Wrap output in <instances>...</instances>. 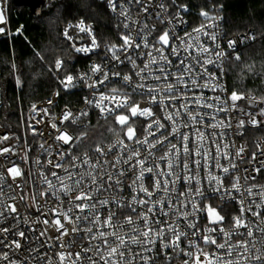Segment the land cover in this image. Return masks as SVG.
<instances>
[{"label":"snow or ice","instance_id":"obj_1","mask_svg":"<svg viewBox=\"0 0 264 264\" xmlns=\"http://www.w3.org/2000/svg\"><path fill=\"white\" fill-rule=\"evenodd\" d=\"M135 2L141 3V0H135ZM109 4L112 10L116 11V0H109ZM159 7L166 10L163 3ZM178 7L181 11L188 10L187 5ZM143 12L148 13L146 6L143 7ZM119 14L130 19L127 9ZM200 15L206 20H215V17L210 16L207 11H201ZM177 16L179 22L183 23L179 13ZM4 21V12L0 8V23ZM161 22H164L162 18ZM75 27L81 32H88L91 35L90 26L86 27L83 21ZM211 27H214L211 23L201 24L192 32H185L182 37L174 32L170 34L169 30H161L150 42L149 36L153 31H156V28L153 25L151 29L144 31L148 28V25L144 24L135 36L130 29L127 34L121 35L122 44H112L107 49L111 53L113 61L121 64L127 61L134 70L138 65L136 59L131 55V51L142 48L150 49L147 52H138L141 59L146 57V62L142 67H139L135 75L140 81L153 79L165 83L156 86L143 82L132 84L131 75H124L122 79L133 87V92L142 96L146 93L150 104L156 105L159 111L167 112L163 119L170 122V126L162 123L151 107L142 108L139 103L133 101L131 95H117V89H112V94L100 93L95 101L86 98V103L94 104L102 115L106 114V118L114 115L115 124L119 125L124 137L117 139L115 144H110L107 150L97 145L95 152L103 159L98 158L93 162L87 152L83 154V157L72 154V148L76 146V142L83 138L84 133L74 137L57 128L55 123L52 124V127L56 128L58 132L55 139L69 145L67 150L59 153L60 159L63 161L64 157L68 156L71 162L53 163L52 160L48 161L53 168L61 169L66 173L65 176H60L56 171L50 173L59 182V188L48 178V175L42 174V181L47 185V188L39 193L40 197H47L51 192L57 201L49 209L55 218L51 222L45 219L43 223L51 224L59 233L54 238L56 240H62L64 236L69 235L66 224H73L72 233L79 231L93 233L92 226L80 228L81 221L96 226L98 231L90 236V241L100 240L102 243L82 248V251L87 253L93 251L94 247L95 255L99 257V261L88 256L90 264H99L100 261L103 264H155V257L152 253L154 251L156 254L164 253L169 248L174 252H182L188 257L184 264H253V262L254 264H264V251L256 247L255 238L256 232L261 233L262 243H264V185H260L258 190H254L257 187L255 185L248 186L245 191L247 197L251 199H246L244 192L241 191L243 186L240 184V178L236 177L231 188H228L224 185L222 177L213 174L211 170L213 165L210 163V161H214L215 168L225 174L229 173L230 169L236 168L231 154L227 151L222 152L221 145L217 143L215 130L232 127L231 121L234 117L227 114L238 109V102L241 100H247L250 105L259 104L262 106L258 112H245L247 121L239 119L236 127L243 128L246 123L252 126L264 124V119L257 118H264V96L257 98L232 91L226 98L219 95L203 97L202 90L206 88L213 92H216L217 89L226 91L218 83L220 77L207 68L209 64L219 66L217 61H222L226 56L222 49L216 51L201 41V36H207L211 41H216V34L207 31ZM124 28L129 29V24L125 23ZM3 31L4 29L0 28V32ZM65 36L71 39L67 36V30ZM137 37L140 38V42H137ZM254 38L252 37V39ZM234 44L235 41H229V48H232ZM98 47L96 38L93 36L89 46L76 48V51L88 53ZM216 48H219L218 44ZM189 49L194 50L196 54L192 55ZM166 50L168 51L166 52ZM182 51L188 55L181 58ZM211 56H215L216 59H211ZM170 57L175 58V63ZM236 59H240L239 55L236 56ZM62 63L57 60L56 67L59 69ZM152 65L157 67L153 69ZM173 68L176 71H173ZM90 71L92 75L100 74L102 78L92 80V77L87 73L78 77L69 74L60 82L67 89L74 87L75 81L78 79L91 80V83L86 86L96 89L109 79L108 71L99 64L92 65ZM154 72H159V75H154ZM113 75L119 76L120 74L117 72ZM201 80H203V84L200 83ZM196 89H201L199 95L196 94ZM190 92L191 95H189ZM158 94L159 99L157 98ZM165 101H169V103L166 104ZM175 101H181V103L177 106ZM109 104L113 106L109 107ZM169 108L175 110L168 111ZM202 108L214 109V113L199 111ZM120 109L125 111H118ZM33 110H36L35 106H33ZM41 111L48 115L47 109ZM240 111L243 112V109ZM220 112H224L225 117L217 120L216 114ZM87 114V112L74 114L70 110H66L61 118V123L65 121L76 123L80 117ZM136 117L149 119V123L141 130L145 133L143 138L137 135V129L134 127ZM177 118L184 122L178 124ZM205 118L216 120V123H205ZM197 125L199 126L197 127ZM206 128H211L212 131L206 132ZM182 129H189V131ZM158 133L159 135H157ZM119 135L118 132L117 136ZM224 135L223 132L219 133L221 138ZM3 139L6 140L8 137H3ZM173 140L176 143H173ZM209 140L216 145L215 156L210 149L205 147ZM117 146H119L120 155L114 151ZM158 147L167 150L157 157L154 150ZM229 147L228 144L223 145L224 149ZM141 148H146L147 151L141 152ZM257 148L264 156V146L258 144ZM9 151L10 149L5 147L0 149V154ZM244 151L243 147L238 148L235 157L241 158ZM109 154L115 158L109 160ZM221 155L229 160L228 166L220 163ZM251 159L256 160V153L251 154ZM77 160H80L81 164H77ZM37 162L39 163V161ZM261 164L264 166V161H261ZM81 165L87 166V170L80 171ZM72 169L77 170L72 171ZM201 169L208 170L205 178L209 185L215 183L214 192H225L229 199L236 200L239 204L238 214L231 216L228 221L230 227H226V218L221 215V210L211 204H202L205 194L201 187ZM260 170V168L254 169L256 173H259ZM8 172L13 180L23 175L17 166L8 169ZM177 185H181L182 190ZM126 189L131 192L130 198L123 195H111L113 192L122 194ZM233 191L239 196H233ZM106 192L109 193L108 196L104 195ZM61 193L68 199H62ZM197 197L200 199L198 200ZM257 197L259 198L258 202ZM24 198L20 197V199ZM223 198L221 196V199ZM32 199L35 203V195L32 196ZM189 208L191 211H188ZM101 209L106 213L103 217ZM124 209H128V214H125ZM7 210L12 213L17 211L14 204L7 205ZM37 210H40L39 206ZM201 212L205 214L207 224H200L197 214ZM42 214L46 215L43 212ZM0 215L3 213L0 212ZM120 216H123V221H120ZM172 216H175L176 219L173 220ZM161 217L168 219H161ZM181 220L185 221L183 227L180 225ZM101 229H111V231ZM125 229L127 230L125 231ZM240 229H244V231L241 232ZM0 231L7 232L8 229H0ZM46 231L47 229L41 235H45ZM18 234L21 237L25 235L24 232ZM217 236L220 237L219 242ZM233 236H238L240 239L234 242ZM109 238H112L111 241ZM182 242H186L188 249L191 250L181 248ZM157 243H159L158 249L156 248ZM13 244L16 248L20 247L18 241H13ZM132 245L138 246L137 250H133ZM69 246L60 244L61 248ZM204 246H213V250L209 252ZM58 255L60 264H64L65 260H68L70 264H78L82 260L81 252H68L67 254L61 252ZM3 259H8L6 254Z\"/></svg>","mask_w":264,"mask_h":264},{"label":"built area","instance_id":"obj_2","mask_svg":"<svg viewBox=\"0 0 264 264\" xmlns=\"http://www.w3.org/2000/svg\"><path fill=\"white\" fill-rule=\"evenodd\" d=\"M12 0H0V8L3 9L5 21L0 23V28H3L4 31L0 32V38L6 37L9 40H12L13 37L22 36L25 38L24 27L21 24L16 29H12L10 25V3ZM109 11V13L116 20V28L119 31V39L115 42L102 43L98 39L94 28L86 22L83 18L68 22L63 27V38L68 42L70 47L74 52L80 56L88 58L86 66L80 68L75 73H69L73 76H80L82 74H89L92 77V80L102 78L100 74L92 75L91 67L94 64L101 65L106 71H108L109 79L103 85H99L96 89L87 87L88 83H91V80H76L75 86L70 88H65L61 84V80L65 78L66 75L62 74V66L58 69L56 67V61L62 59H57L54 62L53 71L55 76V87L45 97L32 101L30 104L19 106L18 119L13 122L15 127L7 126L0 122V149L5 147L9 148L10 151L0 154V212L3 215H0V229H8L7 232L0 231V264H60L59 253L68 252L76 253L81 252L82 260L78 264H90L87 257L92 256L93 259L99 261V257L95 255V249L93 251L84 253L82 248H87L90 246L99 245L102 242L100 240L90 241V236L95 234L98 229L96 226L89 225L87 222L81 221L79 224L80 228H86L89 226L93 227V233H85L84 231H79L77 233H72L71 229L73 224H66V227L69 229V235L64 236L62 240L54 239L59 233L55 230L54 227L45 225L43 220L48 219L50 222L55 218L49 211V209L57 203L55 197L49 193V196L41 198L39 193L47 188V185L42 181V174L48 175V178L56 184L57 188L60 187L59 182L55 177L51 176L52 171H56L60 176H65L66 173L61 169H55L49 165L48 161L52 160L53 163L56 162H66L70 163V157L65 156L64 160L61 161L59 153L65 151L69 148V145L63 144L60 141H57L55 137L58 135L57 129L52 127V124L55 123L57 128L68 132L72 136L76 137V131L86 128L92 120L93 116H96L101 119L106 118V114L102 115L100 110L95 107L94 104L86 103V98L88 100L95 101L98 99L100 93L112 94V89H117V95L129 94L132 97V100L139 103L143 107H151L152 110L156 113V116L161 119L162 123L169 124L170 122L164 121L163 117L167 115V112L159 111L157 106L149 103V97L145 93L143 96L139 93L133 92V87L126 83L122 77L124 75L132 76V84L135 83H146L149 85H158L165 83L164 81H155L153 79H148L146 81H140L139 78L135 75V72L139 70V67L143 66V63L146 62V57L141 59L138 56V52H147L150 49H139L132 50L131 55L136 59L138 67L134 70L132 65L125 61L124 63H117L111 59V53L107 50L108 47L112 44L120 45L122 44L121 35L127 34L131 29L132 34L135 36L136 32L143 28L144 24L148 25V31L153 25H155L156 31H153L149 36V41L152 42L153 38L161 30H169L170 34L175 33L178 36H184L185 32H192V30L198 27L201 24H213L214 27L208 28L207 31L210 33H215L217 39L215 42L211 41L207 36H201V41L206 44L208 47L219 51L223 50L226 53V56L222 61H217V65L209 64L207 68L210 72L214 73L216 76L220 77L218 83L226 91H220L217 89L216 92L211 91L210 89H203V97H214L216 95L226 98L230 92L229 82H228V71L227 64L231 60L236 59V56H241V52L244 47L258 40L261 35L260 33L253 29L249 28L244 31L229 33L224 27V20L222 14V7L212 4L210 2L209 8H203L196 11H193L195 18H192L189 15L190 7L187 4H179L173 0H141V3H136L135 0H116L117 9L113 11L110 7L109 0H102ZM163 3L166 6V10L161 9L159 5ZM179 5H187V11H181ZM123 6V7H121ZM148 8V13L143 12V7ZM127 9L130 19H126L125 16H121L119 13ZM201 11L209 12L210 16L215 17V20H206L203 16L200 15ZM182 17L183 23L179 22L177 14ZM159 14V16H158ZM163 19V23L161 22ZM81 21L84 22L86 27L90 26L91 35L88 32H81L75 25L79 24ZM171 21V23H169ZM135 22V23H134ZM129 24V29L124 28V24ZM67 30V36L71 37L68 39L65 36V31ZM95 36L96 41L99 45L94 51L84 53L77 52L76 48L87 47L91 44L92 37ZM252 37H255L252 39ZM235 41V44L232 48H229L228 42ZM137 42H140V38L137 37ZM219 45V48H216V45ZM168 50H166L167 52ZM189 52L192 55H195V51L189 49ZM188 55V53L181 52V58ZM123 59V55L121 56ZM211 59L215 60V56H211ZM173 63H175V58ZM157 66L152 65V68L155 69ZM176 71L175 68L172 69ZM119 73V76H114L113 73ZM154 75H159V72H154ZM187 79V77H185ZM203 84V80L200 81ZM196 94L199 95L201 89H196ZM246 96H255L257 98L262 97L256 95L252 92H242ZM192 93L190 92L189 95ZM159 99V94L157 95ZM51 101V103H49ZM107 103V102H105ZM166 104L169 101H165ZM177 106L181 101L174 102ZM10 99L4 92L2 86L0 85V113L5 106H10ZM238 109L229 112L227 115L234 117L232 119L231 128H220L216 129L217 137H215L217 143L221 145L222 152L227 151L231 154L232 161L236 164L235 169H230V172L225 174L219 169L215 168L214 161H210L213 165L211 170L214 175L222 177L224 185L228 188H231V184L234 182L236 177L240 178V184L243 186L241 191L244 192L246 199H251L247 197L245 189L248 186L255 185L258 190L260 185H264V166H262L261 161H264V156L260 154V150L257 148V145L264 146V135H256V130L264 128V124L259 126H252L251 124L246 123L243 128H237V121L239 119H245L247 121V116L244 115L245 112L252 113L258 112L262 105L259 104H249L247 100H241L238 102ZM35 106V111L33 110ZM113 105L109 104V107ZM42 109H47L48 115H45ZM243 109V112L240 111ZM66 110H70L74 114H79L80 112H87L86 116L80 117L76 123H71L70 121H65L61 123V118ZM175 109L169 108L168 111H174ZM118 111H125L120 109ZM201 112L214 113V109L202 108L199 109ZM217 120H220L225 117L224 112L216 114ZM114 118V115L107 116V118ZM258 119H264L257 117ZM184 121L180 118H177V123L181 124ZM149 123V119L144 117H136L134 122V127L137 129V135L141 138L145 135L141 130ZM205 123H216V120H209L205 118ZM119 126V125H118ZM199 125H197L198 127ZM183 131H189V129H182ZM206 132H211V128H206ZM225 133L221 138L219 133ZM159 135V133L157 134ZM3 137H8V139H3ZM123 133L120 132L119 136H114L110 141L99 144L102 148L107 150V147L110 144H115L117 139H122ZM151 139V137H150ZM127 142V141H126ZM176 143L175 140L172 141ZM130 143V142H127ZM224 144H228L230 147L227 149L223 148ZM43 145V147H41ZM97 146V145H96ZM96 146L86 149L82 152L74 151L72 148V154L76 156L83 157L85 152L91 157V159L96 161L98 158L103 159L95 152ZM137 147H140L137 145ZM207 149H210L212 154L216 155V145L212 143L211 140L207 141L205 144ZM243 147L245 151L241 154V158H236L235 153L238 148ZM167 149L157 148L155 149L156 156H160ZM117 155H120L119 146L116 149ZM146 148H141V152H146ZM256 153V160L251 159V154ZM113 157L109 154L108 159L112 160ZM220 163L224 166L229 165V160L225 159L222 155L219 157ZM39 161V163L37 162ZM77 164H81L80 160L76 161ZM163 163V162H161ZM13 166L19 167L22 176L16 177L15 180L12 179V176L9 174L8 169ZM127 167V166H125ZM255 168H260V172L256 173ZM77 169H72L76 171ZM80 171L87 170V166L81 165ZM207 169H201L200 176L202 178L201 187L204 190L205 199L202 200V204H211L213 207L221 210V215H224L226 227H230L228 221L231 216L238 214L239 204L236 200L228 198V194L225 192H214L213 188L216 187L215 183L209 185L207 182L206 173ZM247 177V179H246ZM252 177H255L254 179ZM79 179V177H76ZM71 183V182H69ZM130 183V181H129ZM19 185V187H17ZM178 188L182 187L177 185ZM35 195V203L32 199V196ZM61 198L67 200L68 197L63 196V193L60 194ZM105 196H108L109 193H105ZM111 195L121 196L123 195L126 198L131 197V192L125 190L122 194L119 192H113ZM161 195V194H158ZM233 196H239L238 193H232ZM25 197L20 199V197ZM221 196L224 198L221 199ZM15 197V199H13ZM103 198V197H101ZM199 200L200 198L197 197ZM257 202L259 198L257 197ZM14 204L17 211L15 213L9 212L7 210V205ZM39 206L40 210H37ZM119 211L118 209H114ZM188 211H191L189 208ZM46 213V215H43ZM125 214H128V209H124ZM83 215V214H81ZM106 215L101 209V216ZM134 215V214H133ZM199 217V222L201 225L207 224V218L203 212L197 214ZM120 221H123V216L119 217ZM161 219H168L167 217H161ZM172 219L175 220L176 217L172 216ZM255 220V218H252ZM39 220V222H37ZM63 222V221H62ZM185 221L181 220L180 225L183 227ZM47 229L45 235H41L42 232ZM104 231H111V229H101ZM127 229H125L126 231ZM244 231V229H240ZM19 232H24V237L19 236ZM256 247L264 251V243H262V234L256 232ZM112 238H109L111 241ZM218 242L220 237L217 236ZM240 237L233 236L232 240L235 242L239 240ZM13 241H18L20 247L16 248L13 244ZM70 245L66 248H61L60 244ZM133 250H137L136 245L131 246ZM205 249L209 252L213 250V246H204ZM156 248H159V243H157ZM181 248L186 250L188 249L187 243L182 242ZM7 255L8 259H3L4 255ZM152 255L155 257V264H184V261L188 259L182 252H174L171 248L165 250L164 253L156 254L154 251ZM74 259V257H73ZM203 259V257H202ZM64 264H70L68 260L64 261ZM99 264H103L102 261ZM254 264V262H253Z\"/></svg>","mask_w":264,"mask_h":264},{"label":"trees","instance_id":"obj_3","mask_svg":"<svg viewBox=\"0 0 264 264\" xmlns=\"http://www.w3.org/2000/svg\"><path fill=\"white\" fill-rule=\"evenodd\" d=\"M175 1L187 4L192 18H195L193 11L210 6L208 0ZM47 4L36 17L28 7L13 4L11 28L14 30L22 24L25 38H0V85L11 103L2 109L0 122L10 127H15L13 122L18 119L21 104L26 106L54 89L55 60H63V75L86 66L88 58L76 54L63 38V27L68 22L83 18L91 24L102 43L119 39L116 20L102 0H54ZM212 4L222 7L224 27L229 33L249 28L260 33L258 40L243 48L239 60L228 62L227 71L231 91L264 96V0H212ZM256 131L264 135V128ZM118 132L121 130L114 118L93 116L86 128L76 131V137L81 133L84 136L73 150L82 152L106 143Z\"/></svg>","mask_w":264,"mask_h":264},{"label":"water","instance_id":"obj_4","mask_svg":"<svg viewBox=\"0 0 264 264\" xmlns=\"http://www.w3.org/2000/svg\"><path fill=\"white\" fill-rule=\"evenodd\" d=\"M49 0H13L14 4L17 6H26L29 8L33 16H38L41 14V9L44 5L48 3Z\"/></svg>","mask_w":264,"mask_h":264},{"label":"rangeland","instance_id":"obj_5","mask_svg":"<svg viewBox=\"0 0 264 264\" xmlns=\"http://www.w3.org/2000/svg\"><path fill=\"white\" fill-rule=\"evenodd\" d=\"M51 1H54V0H49L47 5H49V3H50ZM12 3L14 4L13 0H12L11 3H10V10H11V7L13 6ZM11 4H12V5H11ZM14 6H15V4H14ZM259 134H260V132H259V131H256V135H259Z\"/></svg>","mask_w":264,"mask_h":264}]
</instances>
